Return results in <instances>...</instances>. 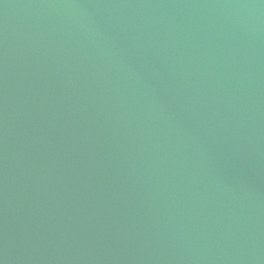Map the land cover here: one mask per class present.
I'll return each mask as SVG.
<instances>
[{
	"label": "water",
	"instance_id": "obj_1",
	"mask_svg": "<svg viewBox=\"0 0 264 264\" xmlns=\"http://www.w3.org/2000/svg\"><path fill=\"white\" fill-rule=\"evenodd\" d=\"M0 264H264V0H0Z\"/></svg>",
	"mask_w": 264,
	"mask_h": 264
}]
</instances>
